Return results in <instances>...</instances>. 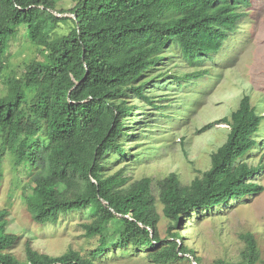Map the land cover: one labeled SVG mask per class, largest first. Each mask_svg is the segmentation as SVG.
Here are the masks:
<instances>
[{"label": "trees", "instance_id": "1", "mask_svg": "<svg viewBox=\"0 0 264 264\" xmlns=\"http://www.w3.org/2000/svg\"><path fill=\"white\" fill-rule=\"evenodd\" d=\"M70 1V7L57 8L55 0H0V73L20 29L43 55L28 62L20 76L4 77L0 159L7 150L13 164L27 171L25 204L36 223L54 224L61 214L89 209L90 222L81 226L85 237L98 236L99 244L88 254L69 248L52 256L26 243L20 260L10 251L18 236L6 232L7 211L0 209V264H97L114 251L146 253L148 264H193L190 254L200 264L179 241L178 227L230 201H247L263 188L251 179L264 163L245 159L258 144L263 118L249 95L217 119L228 125L227 137L211 152L210 167L187 184L170 173L156 180L153 190L150 177L129 182L123 168L110 173L107 163L112 153L132 155L122 145L123 137L131 136L123 120L132 115L129 99L152 103L145 87L166 49L175 48L192 65L210 57L251 0ZM65 21L69 31L53 36ZM158 204L170 222L164 237L157 228ZM240 238L245 243L240 260L214 264H264L254 235Z\"/></svg>", "mask_w": 264, "mask_h": 264}, {"label": "rangeland", "instance_id": "2", "mask_svg": "<svg viewBox=\"0 0 264 264\" xmlns=\"http://www.w3.org/2000/svg\"><path fill=\"white\" fill-rule=\"evenodd\" d=\"M55 5L68 8L72 4L70 0H55ZM242 10L244 13L236 21L234 30L228 32L220 49L210 57L202 56L192 65L175 48L166 49L165 57L153 69L152 75L156 77L145 87L152 103L134 96L129 99L134 105L132 115L123 120L126 122L124 129L131 136L123 137L126 141L122 145L132 155H109L110 173L123 168V175L129 182L150 177L153 190L155 181L170 173H176L183 184L189 183L210 167L211 152L227 137L228 125L218 123L217 119L229 116L246 94L263 118L255 134L258 144L245 159L252 165L264 163V0H251ZM57 15L71 16L70 13ZM70 27L69 21L62 22L52 35H63ZM42 59L40 48L20 29L10 40L5 53L0 95L5 92V76H20L28 62ZM192 72L196 75L189 79L180 77ZM1 142L0 136V148ZM3 152L0 209L7 211L6 232L18 236L10 251L24 260L26 243L34 250L52 256L69 248L83 254L94 249L99 244L98 236L85 237L81 226L90 222L89 209L61 214L54 224L34 221L24 198L27 171L13 164L7 150ZM251 180L263 188L249 200L230 201L232 205L218 206L212 215L201 214L178 227L179 241L193 250L200 264H214L218 259L239 261L245 247L240 235L246 232L254 235L264 258V170ZM157 206V228L164 237L170 222L162 214L161 206ZM145 256L146 253L140 251L131 256H121L114 251L101 257L97 264H148ZM187 256L191 257L190 254Z\"/></svg>", "mask_w": 264, "mask_h": 264}, {"label": "water", "instance_id": "3", "mask_svg": "<svg viewBox=\"0 0 264 264\" xmlns=\"http://www.w3.org/2000/svg\"><path fill=\"white\" fill-rule=\"evenodd\" d=\"M53 12H54L55 14H57L54 10H53ZM71 16H72V14H71ZM190 259H191V261H192L193 264H196V263L194 262V259H193L192 256L190 257Z\"/></svg>", "mask_w": 264, "mask_h": 264}]
</instances>
